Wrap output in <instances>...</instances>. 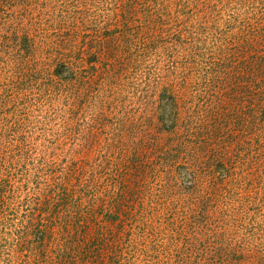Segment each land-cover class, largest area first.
Returning a JSON list of instances; mask_svg holds the SVG:
<instances>
[{
    "label": "rangeland",
    "instance_id": "374dc122",
    "mask_svg": "<svg viewBox=\"0 0 264 264\" xmlns=\"http://www.w3.org/2000/svg\"><path fill=\"white\" fill-rule=\"evenodd\" d=\"M0 264H264V0H0Z\"/></svg>",
    "mask_w": 264,
    "mask_h": 264
},
{
    "label": "trees",
    "instance_id": "16d2710c",
    "mask_svg": "<svg viewBox=\"0 0 264 264\" xmlns=\"http://www.w3.org/2000/svg\"><path fill=\"white\" fill-rule=\"evenodd\" d=\"M55 75L56 76H61V73H55ZM61 196H63V197H61ZM50 199H52V205L53 204H56V202H58V201H60V200H64V201H66V200H75L76 199V196H74V195H71V197H69L68 196V193L67 192H65V193H60V192H58V191H54V193H52V195H51V198ZM34 201L35 199L32 197L31 198V196L28 198V201ZM39 201V200H38ZM28 205H30V203H28ZM35 207H32L31 205H30V207H29V209H30V211H32L33 209H34ZM44 213H41V215H39V213H38V215H39V222H40V225L39 226H41V227H43V224L45 223V221H48V222H50L49 220H50V218H55V219H57V221L58 220H60L61 219V216L62 215H60V213H59V211H57L56 209L55 210H52V209H47V210H45V211H43ZM34 226V225H33Z\"/></svg>",
    "mask_w": 264,
    "mask_h": 264
}]
</instances>
